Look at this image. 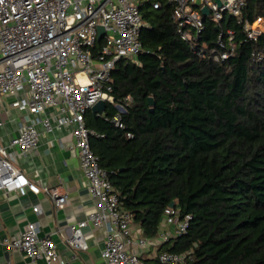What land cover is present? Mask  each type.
<instances>
[{
    "label": "trees",
    "instance_id": "16d2710c",
    "mask_svg": "<svg viewBox=\"0 0 264 264\" xmlns=\"http://www.w3.org/2000/svg\"><path fill=\"white\" fill-rule=\"evenodd\" d=\"M139 6L144 51L111 73L112 94L127 103L125 127L113 121L115 104L105 116L89 110L87 126L99 134L91 146L144 236H157L172 201L193 214L188 231L160 250H193L186 264H264V32L254 40L244 27L264 18V0H248L242 22L225 16L237 49L222 61L209 54L219 36L210 17L192 46L168 0Z\"/></svg>",
    "mask_w": 264,
    "mask_h": 264
},
{
    "label": "built area",
    "instance_id": "2783aa9c",
    "mask_svg": "<svg viewBox=\"0 0 264 264\" xmlns=\"http://www.w3.org/2000/svg\"><path fill=\"white\" fill-rule=\"evenodd\" d=\"M168 2L172 5L177 32L184 40L195 46L206 28V18L210 17L219 30L217 45L209 51L210 56L222 61L235 54V31L225 27L223 21L230 14L242 22L248 0ZM154 6L159 7L160 2L155 1ZM204 7L209 8L207 16ZM263 22V17L245 21L250 38L257 40L263 33L260 24ZM100 25L105 29L104 42L95 52ZM144 25L139 0H0V94L22 93L14 104L27 112L11 144L0 143V196L11 191L21 194L43 191L56 207H63L68 202V193L62 186L41 187L15 164L14 152L9 147L17 145L28 152L38 147L43 133L73 126L74 145L98 208L71 225L67 244L75 250L87 249L84 229L89 225L104 227L103 256L107 264H147L141 249L160 243L156 236L132 237V214L121 206L109 172L101 166L100 157L91 146V135L97 133L86 123V113L105 100L118 108L113 117L116 126L125 127L122 114L127 103L117 101L112 94L111 73L119 60H134L144 51L140 38ZM205 50L206 47H200L197 51L203 55ZM253 55L256 61L263 59L261 52L255 51ZM130 99L128 96L127 101ZM52 107L57 110L48 113ZM98 114L105 116V111ZM128 135L132 136L130 132ZM33 209L40 211V204ZM193 218L192 213L170 205L160 229L167 232L172 227L173 234L180 236L188 231ZM39 230V224L31 221L18 235L5 237L0 243L22 250L33 260L43 259L45 264H72L61 257L54 239L50 235L41 236ZM133 241L139 247L136 250L129 248ZM193 257V250H161L157 264H186Z\"/></svg>",
    "mask_w": 264,
    "mask_h": 264
},
{
    "label": "crops",
    "instance_id": "0c3cea01",
    "mask_svg": "<svg viewBox=\"0 0 264 264\" xmlns=\"http://www.w3.org/2000/svg\"><path fill=\"white\" fill-rule=\"evenodd\" d=\"M262 28L264 32V22ZM22 95V93L0 94V143L5 146H9L13 138L18 135L21 122L25 120L26 110L14 104V101ZM56 110V107L49 108L48 113ZM72 128L73 126H69L51 133H43L38 147L28 152H23L17 145L9 147L14 152L15 164L31 179L41 187L61 185L68 193V202L58 208L43 191L40 193L28 191L24 194L11 191L1 195L0 240L18 235L29 222L36 221L40 227L39 234L50 235L54 239L62 258L70 260L72 264H107L103 256L106 245L104 227L89 225L84 229L89 244L87 249L75 250L67 244V238L72 234L71 225L98 208L97 200L89 191V179L80 164ZM35 204H40V211L33 209ZM131 230L134 239L139 234H143L141 225L134 221L131 223ZM167 233L168 239L165 238ZM156 237L160 242L159 245L141 249L147 264H157L162 244L176 236L173 234V228L170 227L167 232L160 229ZM129 248L136 250L139 247L133 241ZM9 263L45 264L43 259L33 260L22 250L8 248L0 243V264Z\"/></svg>",
    "mask_w": 264,
    "mask_h": 264
},
{
    "label": "water",
    "instance_id": "95a60500",
    "mask_svg": "<svg viewBox=\"0 0 264 264\" xmlns=\"http://www.w3.org/2000/svg\"><path fill=\"white\" fill-rule=\"evenodd\" d=\"M219 1V0H218ZM203 13L205 14V16H207L210 11H209V8L208 7H204L203 8ZM105 32V29L102 25L99 26V39L102 38V35L103 33ZM149 102L151 105L154 104V98L152 96L149 97ZM106 106H107V102L105 100H100L99 102H97L93 107H92V111L95 112V113H102L105 111L106 109ZM171 206H175L176 205V202L175 201H172Z\"/></svg>",
    "mask_w": 264,
    "mask_h": 264
},
{
    "label": "rangeland",
    "instance_id": "374dc122",
    "mask_svg": "<svg viewBox=\"0 0 264 264\" xmlns=\"http://www.w3.org/2000/svg\"><path fill=\"white\" fill-rule=\"evenodd\" d=\"M263 23H261V25H262Z\"/></svg>",
    "mask_w": 264,
    "mask_h": 264
}]
</instances>
